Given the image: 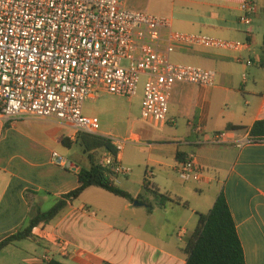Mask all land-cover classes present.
I'll use <instances>...</instances> for the list:
<instances>
[{"label": "crops", "instance_id": "crops-1", "mask_svg": "<svg viewBox=\"0 0 264 264\" xmlns=\"http://www.w3.org/2000/svg\"><path fill=\"white\" fill-rule=\"evenodd\" d=\"M122 1L129 10L156 12L159 14L154 15L169 18L177 32L204 34L246 45L241 52L179 47L172 60L194 62L214 70L216 87L176 84L166 125L156 127L142 120L139 134L133 132L130 122L125 131L126 140L149 142V149L158 154L159 170L175 173L177 178V154L186 159L194 153L205 171L203 180H180L183 185L171 182L165 195L180 200V204L164 206L140 200L144 206L136 207L103 189L91 187L78 199L68 201L51 223L35 229L33 238L1 253L11 248L22 250L30 256L25 264H37L36 259L46 253L55 264H186L181 250L197 228V214H204L203 208L210 211L223 194L246 264H264V143L237 147L250 137L247 129L264 119V0H259L250 26L240 20L245 0H146L145 11L131 9L126 0ZM248 61L252 65L248 66ZM28 122L33 121H0V132L42 131V127ZM219 133L226 134L224 144H212ZM100 135L113 137L103 130ZM65 138L71 147L78 145L73 131L70 135L60 133L61 143ZM1 145L2 139L0 148ZM27 150V157L11 154L9 149L0 150V240L27 227L39 211L46 212L45 204L54 206L76 190L80 171L91 167L89 156L77 162L57 153L65 161L63 166L54 161L56 152L47 160V154L34 145ZM105 154L95 152L94 162L100 164ZM110 179L119 184L118 178ZM191 194L200 199L190 200ZM131 196L135 200L141 198ZM27 241L37 244L40 250H33L32 245L23 246Z\"/></svg>", "mask_w": 264, "mask_h": 264}, {"label": "built area", "instance_id": "built-area-1", "mask_svg": "<svg viewBox=\"0 0 264 264\" xmlns=\"http://www.w3.org/2000/svg\"><path fill=\"white\" fill-rule=\"evenodd\" d=\"M258 9L259 0H245L241 22L250 26ZM179 47L241 52L246 45L177 32L169 18L129 10L122 0H0V121L55 120L76 135L101 136L99 119L84 114L85 103L105 94L136 98L146 79L142 120L164 126L176 84L217 85L214 70L174 63ZM105 138L115 153L106 152L100 165L110 178L127 177L132 170L121 152L131 139ZM225 138L216 134L212 144H224ZM258 143L264 140L249 137L237 147ZM53 159L66 165L57 153ZM204 172L194 153L177 168L184 183H200ZM152 178L146 175L148 188ZM36 263L51 264L53 258L46 253Z\"/></svg>", "mask_w": 264, "mask_h": 264}, {"label": "rangeland", "instance_id": "rangeland-1", "mask_svg": "<svg viewBox=\"0 0 264 264\" xmlns=\"http://www.w3.org/2000/svg\"><path fill=\"white\" fill-rule=\"evenodd\" d=\"M129 8L145 11L144 7L146 0H126ZM153 14H159L152 12ZM174 63L188 64L194 66H201L194 62H184L173 60ZM146 79H142L139 85V93L136 98L126 99L113 95L105 94L99 99H90L85 103L84 114L90 117H97L101 124V130L108 132L114 138L125 140L127 136L125 131L127 125L130 122L134 126L135 133L139 134V128L144 124L141 117V107L143 102V88ZM172 111L170 112V115ZM11 121H33L27 124H34L42 127V131H23V133L15 132H0V139H2V148L6 152L9 149L11 154H18L28 156L29 151L27 147L34 145L41 153L44 151L47 154V160L50 159L54 152L58 153L64 159L67 158L70 161H81L82 159H88V154L84 152V149L80 145H73L71 148H66L62 145L59 137L60 133L70 135L72 130L63 126L60 122L55 120H38L30 117L23 119H15ZM185 124V122H182ZM170 129V128H168ZM123 156V164L132 170L131 174L127 177H118L119 188L125 192H130L133 196H141V201L145 203L157 202V196L159 191L162 195L168 192L170 183L175 181L183 185L175 173L170 171L159 170L157 161V153L149 149V142L142 139L140 142L136 140H130L121 152ZM98 155V154H97ZM99 157V156H97ZM147 174H152V184L155 189L144 188V182ZM124 188H127V191ZM180 187V186H178ZM159 190V191H157ZM190 197V200L200 199L198 196ZM206 196L201 197L205 199ZM193 202V201H192ZM53 206V203H47L43 206V210L47 211ZM208 208V207H207ZM204 214H207L208 209H201ZM190 211V210H188ZM190 213V212H189ZM32 243V244H31ZM23 246L32 245V249L35 247L40 248L34 242H24ZM32 250V251H33ZM31 252V251H29ZM40 252V251H39ZM34 253V252H33ZM29 254L24 253L22 250L9 249L0 254V264H25V260L29 259Z\"/></svg>", "mask_w": 264, "mask_h": 264}, {"label": "trees", "instance_id": "trees-1", "mask_svg": "<svg viewBox=\"0 0 264 264\" xmlns=\"http://www.w3.org/2000/svg\"><path fill=\"white\" fill-rule=\"evenodd\" d=\"M233 128L243 129L241 127ZM247 130L253 140H264V119L257 121ZM62 143L66 148H71L69 139L65 138ZM76 144L84 149V152L88 154L91 160L90 169H82L78 175L79 187L65 195L50 210L46 212L39 211L30 220L27 227L19 229L0 240V253L18 242L33 238L35 229L51 223L66 208L68 201L78 199L91 187L103 189L132 204L141 200V198L135 200L131 194L114 184L103 167L94 162L93 154L97 151L115 153V149L108 139L103 136L78 134ZM176 159L178 162L185 160L184 155L180 153L177 154ZM144 188H147L145 182ZM155 195L160 206H164L167 203L180 204V200H172L168 195L159 193ZM184 206L186 207L187 204ZM149 208L153 209V205L149 204ZM197 216V228L185 241L181 250L186 257V264H246L236 224L223 194L219 195L214 207L208 214H197Z\"/></svg>", "mask_w": 264, "mask_h": 264}, {"label": "water", "instance_id": "water-1", "mask_svg": "<svg viewBox=\"0 0 264 264\" xmlns=\"http://www.w3.org/2000/svg\"><path fill=\"white\" fill-rule=\"evenodd\" d=\"M134 205H135L136 207H141V206H144V204H142V203H140V202H138V201H137V202H135V203H134Z\"/></svg>", "mask_w": 264, "mask_h": 264}]
</instances>
